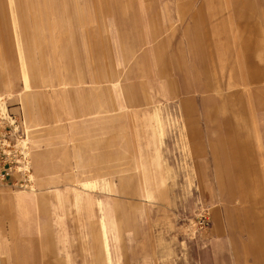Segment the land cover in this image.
I'll return each instance as SVG.
<instances>
[{"label":"rangeland","instance_id":"rangeland-1","mask_svg":"<svg viewBox=\"0 0 264 264\" xmlns=\"http://www.w3.org/2000/svg\"><path fill=\"white\" fill-rule=\"evenodd\" d=\"M80 5L75 47L59 29L57 47L37 53L46 81L29 91L42 118L32 125L0 0V81L14 76L11 95L0 82V112L25 121L31 156L30 186L0 185V264H264V85L248 63L264 64V0ZM37 154L55 179L36 176Z\"/></svg>","mask_w":264,"mask_h":264},{"label":"crops","instance_id":"crops-1","mask_svg":"<svg viewBox=\"0 0 264 264\" xmlns=\"http://www.w3.org/2000/svg\"><path fill=\"white\" fill-rule=\"evenodd\" d=\"M9 1L11 3L12 14L14 15L13 32L15 45L21 60V71L19 72V77L23 82L24 92H26L23 95V101L26 106L29 121L32 125H37L42 121L36 105L38 98L36 93L29 91L33 86L46 81L45 73L43 71L45 67L37 61V53H41L43 43H47L48 41L52 44L54 49L57 47L59 38L57 37L56 32L59 29H64L66 31V48L69 51L73 49L75 47V36L74 29L72 28V22L75 21L80 25L82 24L85 17V8L80 5V0H44L45 3L43 5H41L40 0ZM48 32L51 34V38L49 39H47L48 37L46 36V33ZM248 63L250 67H252L251 83L255 85H264V64L258 65L252 57L248 58ZM103 75L105 77H114V72L111 69H108L103 72ZM25 76L29 79L30 88H26ZM13 77L14 76L8 75L0 81L2 86L7 87V95H11L12 93L11 88L14 83ZM80 78L81 77L77 79L65 77L63 81H61V84L77 85L83 82ZM109 80L113 85H116L119 82L118 77ZM4 107L6 110H4ZM3 110L7 112L6 104H4ZM109 110L110 109H107L106 111ZM100 112L102 111L100 110ZM149 118L154 119L158 127L161 126V117L158 110H155ZM26 147L29 152L27 145ZM30 159L31 156L29 157V160ZM45 161L46 160L42 154L36 155V176H38V178L42 181H44L43 179H55L56 176L54 172H50L47 174L48 176L44 173V171L52 169L53 167L50 164L44 165ZM79 181L83 186H87L90 183V181L84 179H79ZM30 188L29 192L35 191L33 185ZM52 188L57 196L62 195V191L60 189L55 186ZM73 193L76 199L83 198L81 192L77 188H73ZM27 197V195H20L17 200L20 202L29 201L30 198ZM8 200L9 203L12 201L10 199ZM107 226L105 218H102L100 222L101 240L105 261L108 263L112 259V252L108 238ZM258 252H264V248L261 245L258 247Z\"/></svg>","mask_w":264,"mask_h":264},{"label":"built area","instance_id":"built-area-1","mask_svg":"<svg viewBox=\"0 0 264 264\" xmlns=\"http://www.w3.org/2000/svg\"><path fill=\"white\" fill-rule=\"evenodd\" d=\"M8 117L0 112V185L10 183L27 187L31 183L24 145L28 128L22 118L10 115ZM15 124L20 135H15V130L11 129ZM16 174L20 178L14 179Z\"/></svg>","mask_w":264,"mask_h":264},{"label":"bare ground","instance_id":"bare-ground-1","mask_svg":"<svg viewBox=\"0 0 264 264\" xmlns=\"http://www.w3.org/2000/svg\"><path fill=\"white\" fill-rule=\"evenodd\" d=\"M3 106H4V104L2 105V110H3ZM4 110H6L5 107H4ZM4 110H3V112H5ZM6 114H7V112H6ZM24 145H25V144H24ZM25 147H26V145H25ZM25 153H26V155L29 156V153H28L27 147L25 148ZM26 162H27V166L29 167V157L26 159ZM30 177H31V172H30Z\"/></svg>","mask_w":264,"mask_h":264}]
</instances>
